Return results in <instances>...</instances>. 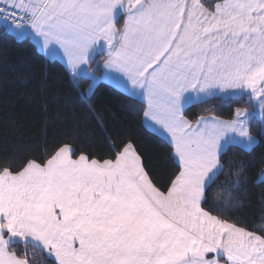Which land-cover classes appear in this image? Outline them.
<instances>
[{"label": "snow or ice", "instance_id": "obj_1", "mask_svg": "<svg viewBox=\"0 0 264 264\" xmlns=\"http://www.w3.org/2000/svg\"><path fill=\"white\" fill-rule=\"evenodd\" d=\"M0 22L17 40L39 37L46 53L62 49L77 88L97 78L81 65L105 55L177 169L162 190L149 157L118 136L109 159L73 158L67 143L41 162L0 159V264H264V222L238 226L232 215L257 192L264 206V154L252 157L250 130L257 106L264 125V0H0ZM226 96L251 108L229 120L185 115ZM88 101L85 127L119 118ZM221 175L226 205L210 200Z\"/></svg>", "mask_w": 264, "mask_h": 264}, {"label": "trees", "instance_id": "obj_2", "mask_svg": "<svg viewBox=\"0 0 264 264\" xmlns=\"http://www.w3.org/2000/svg\"><path fill=\"white\" fill-rule=\"evenodd\" d=\"M122 19L118 21V26ZM105 55H98L90 64L95 74H100ZM73 86L72 73L59 61L49 60L38 51L30 38L17 40L10 34L5 25L0 26V159L14 161L22 166L28 159L38 162L46 160L56 149L67 143L75 149L73 158L82 152L92 158H114L109 152V143L115 137L125 142L132 140L148 157L157 186L166 191L169 177L177 170L169 149L162 144V138L153 135L143 125V109L126 97L125 93L99 82L89 93L90 81L79 77ZM91 96L97 110L118 113L115 121H107L103 128L96 122L79 120L86 113L85 101ZM121 105L132 106L130 111L120 112ZM251 108L244 98H210L206 102L187 107L185 115L193 122L198 117L213 115L223 119L234 118L235 109ZM264 128L261 120L255 116L251 119L250 130L260 143L252 152L253 158L264 154V137L260 131ZM118 142V141H117ZM230 153L245 156L239 147L229 149ZM221 177L209 189L210 200L218 203L228 200ZM259 193L252 203L238 212H233L239 219L238 226L264 222V206L257 203ZM207 210V208H206ZM231 212V210H230ZM214 215L217 212H213ZM235 222V221H230ZM24 245L19 247V255H23ZM30 258L33 256L31 246L27 248ZM39 256V252L35 253Z\"/></svg>", "mask_w": 264, "mask_h": 264}, {"label": "crops", "instance_id": "obj_3", "mask_svg": "<svg viewBox=\"0 0 264 264\" xmlns=\"http://www.w3.org/2000/svg\"><path fill=\"white\" fill-rule=\"evenodd\" d=\"M120 19H122V22H123V15H121ZM122 22H121V23H122ZM0 26H3V24H2L1 22H0ZM29 38H30L31 42L36 46V48L38 49V51H39L40 53H42L47 59H49V60H57V61H59L61 64H63V65H64V66L70 71V73H72V72H71V69L67 67V58L65 57V55H64L62 49H60L58 46H56V51H55V52H52V53H46L45 50H44L43 47H42V41L40 40L39 37H36V36L33 34V35L30 36ZM100 43H103V41H101ZM96 57H97V56H96ZM105 58H106V56H105ZM92 61H93V60H92ZM92 61H90L89 64H87V65H81V68L85 69V70L87 71V73H89V74L93 73L92 70L90 69V64H91ZM100 69H101V72H104V73H106V74L103 75V76H101V72H100V74H95V73H94V74L96 75V77H97L95 80H90V79L88 78L87 75L83 76V77H86V78L89 79L90 84H91V86H92V87H91V90L88 91V92L90 93V92L94 89V87L96 86L97 83H99V82H104V83L109 84L110 86H112V87H114V88H116V89H118V90H120L121 92L124 93L123 89H122L121 87H118L117 84L115 83V79H116V77L119 76L120 74H118V73H112V74H110V75L107 74V73L110 72V70L104 69V67H103V63H102V65H101V68H100ZM78 71H79V69H78ZM90 84H89V85H90ZM88 89H89V88H88ZM234 97H237V96H226V97H223V98L226 99V98H234ZM209 99H210V98H209ZM209 99H208V100H209ZM194 104H197V103H194ZM191 105H193V104H190V105L186 106L185 109H186L187 107L191 106ZM185 109H184V110H185ZM206 117H215V118L220 119V120H229V119L219 118V117H216V116H213V115H209V116H206ZM255 117H256L257 119L261 120V119H260V109H259V106H257V108H256V115H255ZM153 123H154V122H151V121H149V120H143V125H144V127H145L147 130H149L150 132H153V130H152V124H153ZM193 123H195V122H193ZM160 138H161V137H160ZM53 259H54V258H53Z\"/></svg>", "mask_w": 264, "mask_h": 264}, {"label": "built area", "instance_id": "obj_4", "mask_svg": "<svg viewBox=\"0 0 264 264\" xmlns=\"http://www.w3.org/2000/svg\"><path fill=\"white\" fill-rule=\"evenodd\" d=\"M8 23H11V21H8ZM5 24V23H4Z\"/></svg>", "mask_w": 264, "mask_h": 264}]
</instances>
